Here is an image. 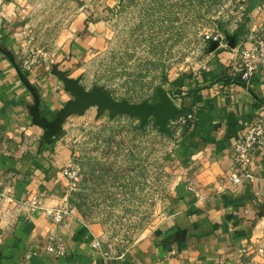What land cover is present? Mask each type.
<instances>
[{"label": "crops", "instance_id": "crops-1", "mask_svg": "<svg viewBox=\"0 0 264 264\" xmlns=\"http://www.w3.org/2000/svg\"><path fill=\"white\" fill-rule=\"evenodd\" d=\"M238 3L245 17L241 35L227 39L228 47L215 45L202 72L175 81L174 90L193 118L173 152L182 177L168 218L119 260L93 248L96 229L76 211L61 222L46 212L67 201L68 181L61 170L71 167L75 155L67 131L71 118L62 138L42 146L43 130L32 124L34 100L25 84L36 88L41 113L49 118L69 97L46 71L19 72L16 54L24 43L26 2L0 0V189L15 191V201L0 202V264H264V253L258 252L264 251V152L257 150L252 157L254 182L235 185L230 180L233 174L244 176L236 164V147L246 127L264 121V70L258 68L247 86L235 82L238 51L232 48L236 40L249 46L264 27V0ZM34 197L41 209L18 205ZM52 238L67 246L65 256L47 253Z\"/></svg>", "mask_w": 264, "mask_h": 264}, {"label": "rangeland", "instance_id": "rangeland-1", "mask_svg": "<svg viewBox=\"0 0 264 264\" xmlns=\"http://www.w3.org/2000/svg\"><path fill=\"white\" fill-rule=\"evenodd\" d=\"M25 2L27 13L21 33L24 43L16 54L19 72L29 75L46 71L57 80L58 91L68 95L69 101L73 96L54 75L55 70L70 79H80L87 92L101 89L120 103H157L156 90L163 87L179 108L177 117L168 123L169 134L160 133L154 119L141 129L137 118L111 119L109 112L99 115L98 108L83 116L73 114L65 121L71 118L72 127L67 131L75 155L71 167L61 170L68 181L67 201L51 209L67 207L70 212L76 211L96 229L94 243L105 258L121 260L166 222L173 192L182 177L173 152L193 115L174 90L175 81L202 72L215 45L228 47L227 39L241 35L244 10L238 0ZM207 35L220 36V42L207 40ZM237 41L232 48L238 51L236 67L242 65V51L250 47ZM28 85L37 92L32 84ZM59 111L50 118L41 109L40 114L53 122ZM182 120H186L185 125ZM32 124L39 127L33 119ZM64 125L62 135L50 144L43 140L45 130L39 127L43 130L41 145L52 146L62 138ZM73 168L78 175L71 181L63 172ZM8 189H12L15 201L12 187L0 189V199ZM33 201L38 205L35 211L42 208L38 197L18 205L31 210L27 203ZM51 209L46 210L48 215ZM49 243L63 245L67 254L64 243L55 238ZM245 253L242 255L249 254Z\"/></svg>", "mask_w": 264, "mask_h": 264}, {"label": "water", "instance_id": "water-1", "mask_svg": "<svg viewBox=\"0 0 264 264\" xmlns=\"http://www.w3.org/2000/svg\"><path fill=\"white\" fill-rule=\"evenodd\" d=\"M54 75L64 83L67 92L73 96V99L68 101L57 113L56 120L53 122L41 116L40 98L31 86L25 84L34 98V105L30 108V115L34 124L45 130L43 140L48 144L52 143L55 137L62 135L63 125L71 115L83 116L92 108H98L99 115L109 112L111 119L121 116L137 118L140 120L141 129L145 128L149 120L154 119L160 133L164 134H169L168 123L173 121L179 113V108L175 101L163 87H159L156 90L159 99L157 103L129 104L127 102H117L110 93L101 89L87 92L80 85V79H70L64 72L55 70Z\"/></svg>", "mask_w": 264, "mask_h": 264}, {"label": "built area", "instance_id": "built-area-1", "mask_svg": "<svg viewBox=\"0 0 264 264\" xmlns=\"http://www.w3.org/2000/svg\"><path fill=\"white\" fill-rule=\"evenodd\" d=\"M221 37L207 35V40L215 43L220 42ZM239 60L242 61V65L235 66L233 77H240L245 83H249L257 69L260 68L264 70V29L259 27L256 30L255 38L253 43L248 49L242 51ZM181 124L185 125L186 120H182ZM257 150H262L264 152V121L259 120L250 123L244 132L241 142L236 147V164L244 172V176L233 174L230 180L233 184L239 185L245 180L254 182L256 180L255 176L249 171L250 164L252 162V157ZM63 175L70 179L71 181L76 180L78 175V170L67 169L63 172ZM191 190L193 188L191 187ZM2 200H12V189H8L5 195L1 196ZM0 199V200H1ZM32 210H35L37 205L36 201L27 203ZM70 210L67 207L60 209H51L49 215L53 217L56 222H61L63 218L68 215ZM98 244L94 243L93 247L98 248ZM47 252L51 255L58 257L65 256L66 249L63 245H58L57 243H49L47 246ZM263 254L264 251L260 249L258 251Z\"/></svg>", "mask_w": 264, "mask_h": 264}, {"label": "trees", "instance_id": "trees-1", "mask_svg": "<svg viewBox=\"0 0 264 264\" xmlns=\"http://www.w3.org/2000/svg\"><path fill=\"white\" fill-rule=\"evenodd\" d=\"M233 80L235 81V82H241L242 84H244L245 86H247L246 85V83L245 82H243L242 80H241V78L240 77H238V76H236V77H233ZM182 111V110H181Z\"/></svg>", "mask_w": 264, "mask_h": 264}]
</instances>
